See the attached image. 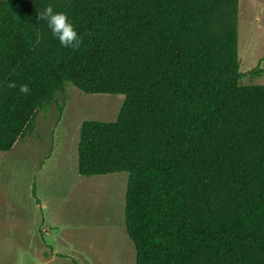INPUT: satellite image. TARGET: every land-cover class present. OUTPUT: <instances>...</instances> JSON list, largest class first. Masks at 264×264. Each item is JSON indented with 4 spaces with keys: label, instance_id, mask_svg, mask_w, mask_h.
<instances>
[{
    "label": "trees",
    "instance_id": "trees-1",
    "mask_svg": "<svg viewBox=\"0 0 264 264\" xmlns=\"http://www.w3.org/2000/svg\"><path fill=\"white\" fill-rule=\"evenodd\" d=\"M49 3L78 49L37 21ZM243 77L237 0H0V151L67 83L124 95L82 123L78 171L129 174L135 264H264V84Z\"/></svg>",
    "mask_w": 264,
    "mask_h": 264
},
{
    "label": "rangeland",
    "instance_id": "rangeland-1",
    "mask_svg": "<svg viewBox=\"0 0 264 264\" xmlns=\"http://www.w3.org/2000/svg\"><path fill=\"white\" fill-rule=\"evenodd\" d=\"M241 84H264V0H237ZM125 96L71 83L11 151H0V264H135L125 229L129 174L83 176L85 120L115 121Z\"/></svg>",
    "mask_w": 264,
    "mask_h": 264
},
{
    "label": "clouds",
    "instance_id": "clouds-1",
    "mask_svg": "<svg viewBox=\"0 0 264 264\" xmlns=\"http://www.w3.org/2000/svg\"><path fill=\"white\" fill-rule=\"evenodd\" d=\"M37 21H44L48 29L51 31L53 38L57 39L62 47L78 49L81 44L75 25L69 19L65 12H58L54 10L51 3L47 4L42 11H37ZM9 87H15L14 82H10ZM20 91L28 93L29 88L27 85H21Z\"/></svg>",
    "mask_w": 264,
    "mask_h": 264
}]
</instances>
